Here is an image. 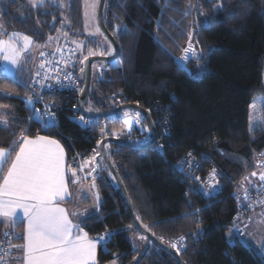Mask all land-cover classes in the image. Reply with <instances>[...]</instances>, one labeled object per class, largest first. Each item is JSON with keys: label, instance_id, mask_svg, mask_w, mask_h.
<instances>
[{"label": "trees", "instance_id": "1", "mask_svg": "<svg viewBox=\"0 0 264 264\" xmlns=\"http://www.w3.org/2000/svg\"><path fill=\"white\" fill-rule=\"evenodd\" d=\"M217 3L106 0L103 19L118 40L120 56L101 63L108 67L102 77L92 69L85 107L106 111L123 103H136L169 114L171 134L158 138L163 148L155 143L140 150L109 142L106 152L124 182L139 221L148 224L163 241L185 236L186 249L181 256L186 264H264V251L259 254L237 234H228L242 221H234L240 210L236 194L242 196L254 189L260 182L251 174L264 168V158L252 161L253 151L264 150V127L249 132L250 104L256 95L264 94V0H222V8H217ZM0 12L8 33H23L37 43L62 35L57 44L40 52L80 40L85 49L113 53V48L109 52L87 32L83 0L61 4L47 1L37 6L25 0H0ZM189 33L203 53L185 68L178 57L188 45ZM37 62L38 58L28 71L1 74L0 88L17 96L27 95L25 82L30 81ZM82 65L79 61L78 74ZM199 65L204 68L200 70ZM79 94L59 91L53 96L60 105L58 127L49 130L30 119L31 111L20 98L0 96V116L8 121L7 127L0 124V147L8 148L26 130L28 136L39 133L58 138L71 160L77 152L89 153L100 127L125 126L118 113L111 121L99 117L92 131L83 128L71 117ZM113 99L121 103L113 107ZM191 150L196 155L201 151L208 154L207 159H201L202 174L206 176L215 168L219 185L214 194L189 190V180H185L177 161ZM102 163L110 178L99 181L100 212H78L84 216L83 222L76 217L91 236L111 232L101 250L100 264H181L155 242H134L132 233L144 234L135 225L114 175L103 159ZM15 229L23 234L22 223ZM5 231L0 224V237ZM15 244L22 245L23 239L17 238ZM22 253L15 248L10 263H19Z\"/></svg>", "mask_w": 264, "mask_h": 264}, {"label": "snow or ice", "instance_id": "2", "mask_svg": "<svg viewBox=\"0 0 264 264\" xmlns=\"http://www.w3.org/2000/svg\"><path fill=\"white\" fill-rule=\"evenodd\" d=\"M30 2L35 4L37 0H30ZM39 3H43V0H39ZM96 6L97 0H91L90 5H86V7L91 8L93 17ZM216 7H223L222 0H218ZM85 15L87 17L89 13L86 11ZM96 30L99 32V28ZM118 30L126 29L118 28ZM4 35H7L8 38H2ZM51 39L52 37H49V40ZM105 39L107 40L106 37ZM33 43L34 41L30 36L18 32L7 33L5 29L0 27V60L3 61L0 72L8 74L22 70L24 55ZM183 53L184 55L178 59L188 61L195 57L199 60L202 56L203 50L197 52L192 43L191 33H189L188 46L183 49ZM95 54L89 52V55ZM64 78L69 79L68 76ZM25 86H27V82H25ZM44 87L51 88L52 86L44 85ZM4 95L12 94L4 93ZM28 102L34 103L30 97ZM88 111H92V109L89 108ZM45 113L46 119L42 118L39 110L34 109V116L30 119L41 123L44 130H49L55 125V116L47 104L45 105ZM123 118L129 126V132H131L133 124H139L142 119L140 112L134 114L124 112ZM80 120L84 123V117H80ZM0 124L7 127V119L0 116ZM146 130L151 131L150 129ZM24 131L26 130H22L21 135L13 140L8 148H0V224L6 225L8 229L4 233L6 237L11 232L17 238L25 241L23 245L9 244V247L23 250L24 264H97V245L107 239L110 234L106 233L105 237H89V234L81 227V223H74L72 218L79 217L80 221L83 222L84 216L76 211L70 213L67 208L61 206L66 197L71 198L67 175L70 174L74 178L73 183H77L81 179L77 175V169L71 165L66 166L65 148L60 140L39 133L35 137H30L25 135ZM107 135L109 133L106 132L105 128H102V139L97 141L98 146L105 149L110 147V145L103 143V138ZM111 135L119 139L123 133L113 130ZM145 139L147 140L148 137L146 136ZM158 147L163 148V145ZM93 152L94 155L90 160H85L78 165L81 170L92 164L91 173H95L96 169L100 167L94 164L96 156L100 155V152L96 149H93ZM188 155L191 156V153ZM215 174L213 169L210 175L214 177ZM251 175L256 176L257 173L253 172ZM247 179L248 177H245V180ZM259 179L264 181V172L259 175ZM95 180L96 176L93 175L91 188L97 187ZM218 183L216 181L217 185ZM95 196L99 201L98 190ZM245 198H247L246 195ZM135 219L140 220L141 218L137 215ZM19 223H26L23 234H17L13 231ZM141 224L148 232H152L148 224H144L143 221ZM128 227L131 228L132 226L129 225ZM237 231L239 230L237 229ZM152 235L155 236L156 234L152 232ZM138 239L147 240L148 237L140 235ZM159 239L163 241V237H159ZM185 239V236L182 235L175 240L163 242L170 244L171 248L179 254L181 247L177 245H183ZM2 252L3 247L0 244V253ZM0 264H7L2 255H0ZM111 264H115V261Z\"/></svg>", "mask_w": 264, "mask_h": 264}, {"label": "built area", "instance_id": "3", "mask_svg": "<svg viewBox=\"0 0 264 264\" xmlns=\"http://www.w3.org/2000/svg\"><path fill=\"white\" fill-rule=\"evenodd\" d=\"M60 49V51H57ZM43 54V55H42ZM78 51L71 43H65L64 45H59L55 49L51 50H43L40 52L38 57V62L36 69L27 83L28 94L21 97V100L24 102L25 106L31 111V117L34 116V109L39 110L42 118L46 119L47 115L45 113V105L50 106V111L55 116V125L53 127H58V118L57 112L60 109V105L57 101L53 99V96L59 91L71 92L73 94L80 93L81 91V81L79 78V74L77 71L78 65ZM67 61V63H65ZM3 67V61L0 60V68ZM39 73V75H37ZM3 74L0 72V75ZM68 76L69 79H65L64 77ZM58 78V79H57ZM44 85H51V88L44 87ZM31 98L34 103H29L28 98ZM42 97V99H41ZM121 103L119 99H113L112 106H117V104ZM72 110V119L79 122L83 128L92 131L93 126L98 122L99 118L87 117L83 115L78 105L73 104L71 107ZM155 126L159 131V135L166 136L171 134V123L169 121V114L166 113L162 115V112H158L157 108L149 109ZM133 114L138 112L136 110L132 111ZM141 114V113H140ZM80 117H84V123L81 122ZM141 122L139 124H133L131 132H122L123 138L129 141H135L138 143H146L152 138V131H147L146 129H150L144 116L141 114ZM115 115H111L107 117L108 121L114 120ZM121 120L126 124L123 115H121ZM41 124V123H40ZM42 125V124H41ZM104 128V127H103ZM151 130V129H150ZM112 129L106 130L109 135H111ZM121 133V132H118ZM148 137L146 140L145 137ZM102 139L101 133L95 135L94 144L91 146L89 150L88 157L91 158L94 155L93 149H98L97 141ZM162 145L161 140L156 141V147ZM160 148V147H159ZM253 160L259 162L264 158V150L262 151H253ZM191 153V156L188 154ZM79 154V153H77ZM76 156H79L77 155ZM98 156V155H97ZM96 156V157H97ZM87 157V156H86ZM208 154L204 151H201L199 154H195L194 151H188L180 159L177 161V167L184 174L185 180H189V190H196L205 193L206 195L214 194L217 191V187L219 185L216 184L217 177L216 175L213 177L209 173L206 176L202 174V161L201 159H207ZM71 167L73 163L70 162ZM215 170V168H213ZM79 170V169H78ZM212 172V171H211ZM199 178V179H196ZM215 185V187H212ZM245 195L247 198H245ZM237 199L239 200L240 210L235 216L234 221H240L249 223L250 217L249 214L254 211L256 208L260 206H264V181H261L254 189L247 190L244 195H237ZM15 233L19 234V232L14 229ZM180 236L173 237L169 241L175 240ZM17 237L13 234H10L6 237L5 235L0 237V244H2L3 252L0 255L3 256V259L7 262V264H11L9 259L15 250V247L10 248L9 244L16 245ZM186 239L183 242V245L178 244V247H181V252H184L186 247Z\"/></svg>", "mask_w": 264, "mask_h": 264}, {"label": "rangeland", "instance_id": "4", "mask_svg": "<svg viewBox=\"0 0 264 264\" xmlns=\"http://www.w3.org/2000/svg\"><path fill=\"white\" fill-rule=\"evenodd\" d=\"M47 1H51V2H56V1L58 2L59 1L61 4L65 0H43V3L47 2ZM25 2L28 3L29 5H32V6H37L39 4H42V3H39V0H37V2L35 4L31 3L30 0H25ZM83 2H84V16H85V21H86L87 32L89 34H91L93 37H95L100 42V45L102 47L108 48L109 52H112V48H113L112 45L110 44V42L108 40L105 39V36H103V34H101L102 32H101V30L98 26V23H97V8H98L99 0H97V6L95 9V16L94 17L91 15V8L86 7V5H90L91 0H83ZM86 11L89 13V15L87 17L85 15ZM0 27L5 29L8 33L7 28L5 27V25H3L1 20H0ZM97 28H99V32H97V30H96ZM7 37H6V35H4L2 38L7 39ZM61 37H62V35H59L57 37H52L51 40L48 39L47 41H45L43 43H37L32 39L34 41V43L30 46V48L27 50V52L24 55L22 69H26L28 71V67L36 62L37 58L39 57L40 51L45 47H50V46L57 44V42L59 41L58 39H60ZM20 42L22 43V41H20ZM68 43H71L76 47V49L78 51L77 59H78V62L81 61V64H83L82 67L84 66L85 57H86V55H89L90 51L93 53H96V54H101V53H103V55L106 54L104 51H96V50H92L90 48L85 49L84 42L80 41V40H75L72 42L69 41ZM192 43L194 44L195 48L197 49V52H199L200 50H199L198 45H197L194 38L192 39ZM77 45H80V47H77ZM183 55H184V53L182 52V55H180L179 57H182ZM178 62L181 66L187 68L190 60L184 61V60L178 59ZM199 68L201 70L202 68H204V65H201V66L199 65ZM92 69H93V72L96 71V75L98 77H102L107 72L108 67H107V65H102L99 62H94ZM19 71H21V70H19ZM16 72H18V71H15V72H12L9 74H14ZM263 86H264V68H263ZM0 92L2 93V95L0 93L1 97H8L7 95H4V92H9V91L0 88ZM18 98H19V96H18ZM249 108H250V111H249V132L253 131L255 129L264 127V117H263L264 94L256 95L253 98L252 103L250 104ZM127 112L133 113L131 111V109H129ZM102 128L103 127H100V133H101ZM104 128H105V130H108V127H104ZM114 130L116 132H121V133L126 132L127 133L129 131V126L125 124V126L123 128H121L120 130H116V129H114ZM85 160H90V158L88 156L87 157H81L79 155V156H75V159L71 160V162L73 163L72 167L77 169V175L81 177V179L77 183H73L72 181L74 178L71 177V179H72L71 183L74 184V189H76L75 190V198H76V201L79 203L78 207H77V205H74L72 207V211H76L77 213L79 212V213H84V214L99 213L100 212V209H99L100 203L102 200L100 190H99V187H100L99 181L104 179V178H105V180L110 178V176H109L110 174L105 169V167L102 163V159H100L99 157H96V159L94 161V164H97L100 166L96 169L95 173H91V167L93 166L92 164H90L89 166H87L81 170L78 167V165L83 163ZM89 173H91V174H89ZM93 175L96 176V180H95V184L97 186L96 188L90 187L92 184V176ZM251 180H252V177H251ZM97 190L99 192V201H97L96 196H95V193L97 192ZM256 211L257 210H254L249 214V217L252 220V222L250 224L246 225L247 223L245 224L243 221H240V223L236 224L235 227L232 228L228 232V234L230 237H234L235 236L234 234L237 233L239 235V237H242V239H244L245 242H247L249 245L253 246L254 249L257 251V253L261 254L264 251V209L262 212H258V211L256 212ZM237 229L239 230L238 232H237ZM110 236L108 238H110ZM132 236H133L134 242H137L139 240L138 239V237H139L138 233H132ZM100 237H105V236L100 235ZM105 241H106V239H105Z\"/></svg>", "mask_w": 264, "mask_h": 264}, {"label": "water", "instance_id": "5", "mask_svg": "<svg viewBox=\"0 0 264 264\" xmlns=\"http://www.w3.org/2000/svg\"><path fill=\"white\" fill-rule=\"evenodd\" d=\"M105 3H106V0H99V2H98L97 23H98V26H99L101 32L103 33V35L112 44L114 51L110 55H100V54L90 55L87 57V59H85L84 66L82 69L83 71H80V73H79L80 81L83 83V87H82V90L80 92L79 99H78L79 110L81 111L82 114H84L85 116H88V117L111 116V115L118 114L122 110H125V109H135V110L139 111L141 114L144 115V118H145L149 128L152 130L153 136H152L151 140H149L147 143L139 144L136 142H131L129 140L123 139V138L117 139L114 136H109V137L103 138V143L106 145L109 142H113L116 144L130 146V147H133L135 149L145 150V149H148L155 144V142L158 139V135H159L158 130L155 126V122H154V119L152 117V114L147 108H145L139 104H136V103H123V104H120L119 106H117L115 108H111V109L106 110V111H93V110L88 111V109L85 107V102L90 96L91 82H92V76H93V72H92L93 63L94 62H99V63L113 62L120 56V46H119L118 40L110 32V30L106 26L104 19H103ZM99 150H100V156L105 161L109 170L114 175L119 187L121 188V191H122L123 196L126 200L128 209L130 211V214L132 216V219H133L135 225L139 228V230L145 236L148 237L147 241L150 240L152 242H155L160 247L164 248L165 250H167L168 252L173 254L179 260V262L181 264H186L185 261L183 260L182 256H181V253L177 254L175 249L171 248L170 244L164 243L158 237L153 236L151 232H148L147 229L143 228V226L139 220L135 219L136 213L134 210L132 200L129 196V193H128L125 185H124V182H123L118 170L116 169V167L112 163L109 155L106 152V149L102 148V146H99Z\"/></svg>", "mask_w": 264, "mask_h": 264}, {"label": "crops", "instance_id": "6", "mask_svg": "<svg viewBox=\"0 0 264 264\" xmlns=\"http://www.w3.org/2000/svg\"><path fill=\"white\" fill-rule=\"evenodd\" d=\"M17 73V72H16ZM16 73H14V74H16ZM1 93V92H0ZM4 93H11V92H4ZM12 95H7L8 97H18L17 95H15V94H13V93H11ZM1 95H2V93H1ZM22 96H19V98H21ZM40 135H43V134H40ZM44 136H48V135H44ZM30 137H35V136H30ZM53 138H55V139H58V138H56V137H53ZM59 140V139H58ZM61 142V141H60ZM61 144H62V142H61ZM63 145V144H62ZM64 146V145H63ZM0 148H4V147H0ZM64 148H65V146H64ZM65 153H66V157H65V164H66V166L67 165H69V162H70V160H69V157H68V153H67V150H66V148H65ZM14 155V154H13ZM262 167H264V166H262ZM261 168V167H260ZM261 171L259 172L260 174L262 173V172H264V168H261L260 169ZM259 173H257V175L256 176H252L253 177V179H254V181H256L257 183L258 182H261V180L259 179ZM66 179H67V183H68V188H69V192L71 193V198H68V197H66L65 198V200H64V202L61 204V206H63V207H65V208H67L68 209V211L71 213L72 212V210H71V208L74 206V205H77V207H78V205H79V203L76 201V198H75V190L76 189H74V184L72 183V185H71V175L70 174H68L67 175V177H66ZM263 209H264V207H261V208H258L257 209V211L258 212H262L263 211ZM256 211V212H257ZM73 218V221H74V223H77V222H80L79 220H78V218H76V217H72ZM252 222V220H251V218H250V222L249 223H247L246 224V222H244L246 225H248V224H250ZM81 223V222H80ZM20 224V223H19ZM18 224V225H19ZM23 224V232H24V228L26 227V223H22ZM17 225V226H18ZM81 227L83 228V230L85 231V232H87V230L82 226V223H81ZM16 228V227H15ZM14 228V229H15ZM232 228H234V227H232ZM4 229L5 230H8L7 228H6V225H4ZM246 230V229H245ZM238 232V231H237ZM88 233V232H87ZM106 233H108V234H110L111 235V232L109 231V230H107V231H105V233L103 234L104 236L106 235ZM89 234V233H88ZM237 233H235L234 235H236ZM103 235H101V236H103ZM238 235V234H237ZM239 236V235H238ZM89 237H91V238H96V237H100V236H96V237H94V236H91L90 234H89ZM240 238H242V237H240ZM107 240V239H106ZM243 241H244V239H242ZM105 240H103V241H101V243H99L98 245H97V256H96V260H97V264H100V253H101V250L105 247ZM245 242V241H244ZM25 243V241L23 240V244ZM247 245H249L247 242H245ZM22 244V245H23ZM249 246H251V245H249ZM251 247H253V246H251ZM254 248V247H253ZM22 252H23V250H22ZM23 255H24V253H22V258H20V262L18 263L17 262V264H24V260H23ZM16 264V263H15Z\"/></svg>", "mask_w": 264, "mask_h": 264}, {"label": "clouds", "instance_id": "7", "mask_svg": "<svg viewBox=\"0 0 264 264\" xmlns=\"http://www.w3.org/2000/svg\"><path fill=\"white\" fill-rule=\"evenodd\" d=\"M80 78V77H79ZM82 87H83V83H82V86H81V90H82ZM81 92V91H80ZM80 95V94H79ZM119 106V105H118ZM79 107V106H78ZM115 108V107H114ZM129 109H125V110H122L121 112H120V119H121V115H123V113L124 112H127ZM135 109H131V111H134ZM137 111V110H136ZM81 112V111H80ZM139 112V111H138ZM84 115V114H83ZM116 115V114H115ZM143 115V114H142ZM144 116V115H143ZM88 117V116H87ZM106 117H109V116H106ZM93 118H99V117H93ZM125 124V123H124ZM157 128V127H156ZM108 129H112V130H114L113 128H108ZM116 130H120V129H116ZM158 130V129H157ZM152 131V130H151ZM158 134H159V131H158ZM109 136H112V135H107V137H109ZM152 136H153V133H152ZM105 138V137H104ZM120 138H123V137H120ZM158 138H159V135H158ZM123 139H125V138H123ZM127 140V139H126ZM151 140V139H150ZM158 140V139H157ZM131 142H135V141H131ZM136 143H138V142H136ZM147 143V142H146ZM156 143V142H155ZM139 144H144V143H139ZM98 149H99V146H98ZM90 150V149H89ZM99 152H100V150H99ZM77 153H79V152H77ZM76 153V154H77ZM76 154L73 156V158L76 156ZM80 154V156L81 157H86V156H88V154L87 155H82L81 153H79ZM97 157H99L100 159H103L100 155H98ZM72 158V159H73ZM71 159V160H72ZM71 160H70V162H71ZM70 162H69V164H70ZM108 167V166H107Z\"/></svg>", "mask_w": 264, "mask_h": 264}]
</instances>
